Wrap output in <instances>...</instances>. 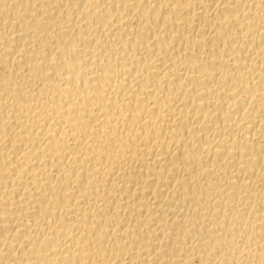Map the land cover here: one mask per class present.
Wrapping results in <instances>:
<instances>
[{
  "label": "bare ground",
  "instance_id": "6f19581e",
  "mask_svg": "<svg viewBox=\"0 0 264 264\" xmlns=\"http://www.w3.org/2000/svg\"><path fill=\"white\" fill-rule=\"evenodd\" d=\"M0 264H264V0H0Z\"/></svg>",
  "mask_w": 264,
  "mask_h": 264
}]
</instances>
